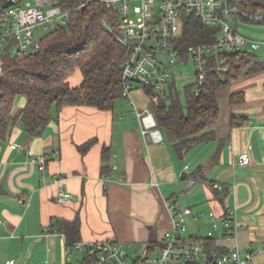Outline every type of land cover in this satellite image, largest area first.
I'll use <instances>...</instances> for the list:
<instances>
[{"label":"crops","instance_id":"0c3cea01","mask_svg":"<svg viewBox=\"0 0 264 264\" xmlns=\"http://www.w3.org/2000/svg\"><path fill=\"white\" fill-rule=\"evenodd\" d=\"M258 26H263L256 28L264 36V25ZM241 27L253 28L235 24L238 32ZM260 42L258 50H248L254 55L252 63L217 93L215 139L183 156L174 147V133L161 131V143L143 135L135 107L152 110L153 105L140 86L132 92L135 106L124 98L109 110L54 106L53 119L41 137L30 136L19 118L6 138H0V264H84L85 252L68 245L59 230L65 222L77 223L83 244L116 240L130 255L155 246L156 257L165 233L173 228L169 204L192 210L197 220L187 217L183 236L202 243L207 253L250 251L256 254L254 264H264V41ZM255 62L259 69L254 71ZM68 82L80 86L81 71L77 69ZM171 90L177 92L175 80ZM26 104V97H19L13 115ZM248 148L252 162L242 166L239 156ZM53 153L58 159L44 173L31 162ZM58 177L65 178L71 201H58ZM230 211L236 212V228L227 235L223 220ZM210 213L219 225L208 241L212 248L206 245L212 231Z\"/></svg>","mask_w":264,"mask_h":264},{"label":"built area","instance_id":"2783aa9c","mask_svg":"<svg viewBox=\"0 0 264 264\" xmlns=\"http://www.w3.org/2000/svg\"><path fill=\"white\" fill-rule=\"evenodd\" d=\"M92 1L88 0L72 10H64L58 0H30L24 7L23 0H8L6 4H0V50L5 52L6 48H10L12 56L18 59L39 54L43 38L68 26L75 13ZM99 3L112 12L116 20L111 23L109 19H104V26L116 34L119 43L129 52L123 63L122 95L133 106L135 86L154 90L149 96L152 105H158L161 99L167 98L173 77L171 70L187 63L193 65L196 94L199 95L212 69L223 76L228 73L226 56L248 52L249 49L256 51L262 46L261 42L245 37L235 28V24L264 25V12L253 14L244 10L245 6L251 7L247 0H99ZM133 3H138L134 10ZM189 15L195 16L207 27L216 28V41L192 45L181 51L177 42L182 36L184 19ZM2 73L3 59L0 56V75ZM135 111L143 135H150L155 142L161 143V130L153 111L137 107ZM12 148L20 147L13 145ZM56 159L57 153L44 154L33 157L31 162L44 173L49 163ZM251 162V149L248 148L240 154L239 164L248 166ZM65 181L64 177L55 179L57 199L61 203L73 199ZM191 183L196 181L191 180ZM215 188L220 186L217 184ZM25 202V199H20L21 204ZM168 207L174 219L173 228L165 233L164 248L156 257L150 255L148 247L130 255L116 240L91 244L78 242L74 248L85 252L84 264H254L256 254L250 251L242 253L236 249L219 253L212 250L207 253L202 243L183 236L187 231L186 219L193 216L192 210L180 209L176 204H169ZM209 217L212 231L208 236L213 237V231L219 227L218 219L214 213H210ZM193 219L197 220L195 216ZM235 219V211L225 216L223 223L227 235L234 232ZM4 264H15V261L8 260Z\"/></svg>","mask_w":264,"mask_h":264},{"label":"trees","instance_id":"16d2710c","mask_svg":"<svg viewBox=\"0 0 264 264\" xmlns=\"http://www.w3.org/2000/svg\"><path fill=\"white\" fill-rule=\"evenodd\" d=\"M88 0H58L64 10H72ZM8 0H0L6 4ZM251 7L244 10L253 14L264 12V2L247 0ZM77 17L59 31L47 34L42 51L32 57L18 59L12 56L10 48L1 54L3 73L0 75V138L5 139L12 125L22 119L25 130L32 137H41L53 119L52 108L65 106H91L109 110L117 99L123 98V63L129 52L123 47L116 34L104 26V19L115 20L99 0H93L79 9ZM218 32L207 27L193 15L185 17L182 36L177 45L183 51L192 45L213 43ZM229 71L221 75L212 69L206 84L196 94V82L186 88V103L183 105L177 92L170 91L167 98L153 105L158 128L167 130L177 138L174 145L178 155L183 156L199 144L216 137V126L220 116L217 93L238 78L254 59L253 53L244 52L226 56ZM254 63L253 70L259 69ZM214 68V67H213ZM79 69L83 82L72 87L68 78ZM144 88V87H143ZM150 96L154 93L146 88ZM173 89V88H171ZM26 97L27 104L16 116L13 115L15 102ZM237 123H234V125ZM86 148V147H85ZM68 245L79 242L77 223L65 222L59 225ZM207 240L208 248H212ZM164 243L161 246V251ZM153 256L155 246L149 247ZM213 264V263H210Z\"/></svg>","mask_w":264,"mask_h":264},{"label":"rangeland","instance_id":"374dc122","mask_svg":"<svg viewBox=\"0 0 264 264\" xmlns=\"http://www.w3.org/2000/svg\"><path fill=\"white\" fill-rule=\"evenodd\" d=\"M27 1L30 0H23L22 6H25V3ZM257 1H261L264 2V0H257ZM83 4V3H82ZM138 3H133L132 6V10H134V7L137 6ZM77 13H75V16H73V19L75 20L77 15ZM134 16L136 17V14L133 12ZM72 19V20H73ZM253 28H251L250 31H247L245 29V27H241L240 28V32L246 36H250L255 38L256 41L260 42L261 40L264 41V36L260 35L258 33V30L260 28H256V27H263V26H251ZM263 36V37H262ZM264 50V47L262 48ZM1 52H0V56H1ZM252 63V62H251ZM171 73L173 75L170 84H173L174 80H175V85H176V91L179 95L180 101L181 103L184 105L186 103V88L187 86L194 84L196 82V76L194 74V68L192 65H190L187 69L185 67H181L178 69H172ZM141 90V92H143L142 88H138V90ZM133 96V95H132Z\"/></svg>","mask_w":264,"mask_h":264},{"label":"water","instance_id":"95a60500","mask_svg":"<svg viewBox=\"0 0 264 264\" xmlns=\"http://www.w3.org/2000/svg\"><path fill=\"white\" fill-rule=\"evenodd\" d=\"M161 61H162V62H164V60H163V59H161Z\"/></svg>","mask_w":264,"mask_h":264}]
</instances>
